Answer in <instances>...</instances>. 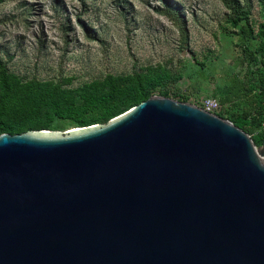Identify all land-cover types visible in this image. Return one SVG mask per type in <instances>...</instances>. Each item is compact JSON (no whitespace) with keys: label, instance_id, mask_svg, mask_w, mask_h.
I'll return each mask as SVG.
<instances>
[{"label":"water","instance_id":"water-1","mask_svg":"<svg viewBox=\"0 0 264 264\" xmlns=\"http://www.w3.org/2000/svg\"><path fill=\"white\" fill-rule=\"evenodd\" d=\"M0 264H264V142L160 94L1 133Z\"/></svg>","mask_w":264,"mask_h":264},{"label":"rangeland","instance_id":"rangeland-1","mask_svg":"<svg viewBox=\"0 0 264 264\" xmlns=\"http://www.w3.org/2000/svg\"><path fill=\"white\" fill-rule=\"evenodd\" d=\"M230 15L222 0H5L0 58L24 80L70 78L71 87L162 64L183 75L170 97L218 100L255 67L258 38L239 32ZM249 18L256 33L264 0H251Z\"/></svg>","mask_w":264,"mask_h":264},{"label":"trees","instance_id":"trees-1","mask_svg":"<svg viewBox=\"0 0 264 264\" xmlns=\"http://www.w3.org/2000/svg\"><path fill=\"white\" fill-rule=\"evenodd\" d=\"M5 0H0V5ZM231 10L228 20L245 36L257 37L255 52L249 60L246 79L236 82L218 99L222 109L217 113L233 121L253 138L257 146L264 142V23L256 33L250 22L251 0H222ZM167 14H177L169 7ZM172 9V10H170ZM244 21V23H242ZM166 65H147L130 73H108L78 87L62 80H24L0 58V134L22 133L36 129H58L59 120L75 126L106 123L153 94L170 96V85L182 79ZM181 101H188L182 97ZM228 104V106H225Z\"/></svg>","mask_w":264,"mask_h":264},{"label":"built area","instance_id":"built-area-1","mask_svg":"<svg viewBox=\"0 0 264 264\" xmlns=\"http://www.w3.org/2000/svg\"><path fill=\"white\" fill-rule=\"evenodd\" d=\"M194 104H197L203 107L205 110L213 113H218L222 109V104L220 103V101L214 98L213 96L204 97L200 103L194 102Z\"/></svg>","mask_w":264,"mask_h":264}]
</instances>
